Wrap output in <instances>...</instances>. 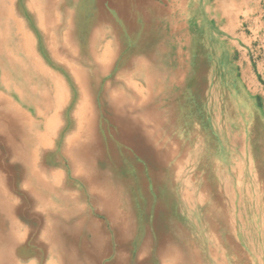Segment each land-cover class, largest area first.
<instances>
[{
	"label": "rangeland",
	"instance_id": "374dc122",
	"mask_svg": "<svg viewBox=\"0 0 264 264\" xmlns=\"http://www.w3.org/2000/svg\"><path fill=\"white\" fill-rule=\"evenodd\" d=\"M255 25L264 0H0V264H264Z\"/></svg>",
	"mask_w": 264,
	"mask_h": 264
},
{
	"label": "bare ground",
	"instance_id": "6f19581e",
	"mask_svg": "<svg viewBox=\"0 0 264 264\" xmlns=\"http://www.w3.org/2000/svg\"><path fill=\"white\" fill-rule=\"evenodd\" d=\"M138 17V16H137ZM140 22V21H139ZM21 30V28H19ZM118 33V32H117ZM96 107V106H94ZM196 107V106H195ZM88 108V107H87ZM89 110V109H87ZM174 117V116H173ZM28 119V118H27ZM85 123V122H84ZM10 127L12 128V121H10L9 123ZM86 125V124H85ZM204 126V125H203ZM82 133V132H81ZM81 135V134H80ZM43 138H40V140H42ZM39 140V141H40ZM71 143V142H70ZM127 147V146H126ZM132 150V149H131ZM129 153V152H128ZM117 157V156H116ZM137 158V157H136ZM117 159V158H116ZM123 160V159H122ZM140 161V160H139ZM133 163V162H132ZM145 165V164H144ZM150 167V166H149ZM146 169V168H145ZM149 169V168H148ZM146 171V170H145ZM184 171V170H183ZM135 172V171H134ZM4 237V239H2V243H1V247L4 249V253L3 255H5L6 258H11V256L13 255L12 249H11V245H12V241L7 240V238L5 239V235L2 236ZM5 244L7 245L8 250H6L5 248ZM3 256H1L0 258H2ZM12 259V258H11Z\"/></svg>",
	"mask_w": 264,
	"mask_h": 264
},
{
	"label": "crops",
	"instance_id": "0c3cea01",
	"mask_svg": "<svg viewBox=\"0 0 264 264\" xmlns=\"http://www.w3.org/2000/svg\"><path fill=\"white\" fill-rule=\"evenodd\" d=\"M260 24H261V22H260ZM254 28H256V29L253 32L251 31L252 36L250 35V37H252L251 42L254 41L253 39L255 38V36L259 37V39L264 37V26L263 25L260 28L255 25Z\"/></svg>",
	"mask_w": 264,
	"mask_h": 264
},
{
	"label": "built area",
	"instance_id": "2783aa9c",
	"mask_svg": "<svg viewBox=\"0 0 264 264\" xmlns=\"http://www.w3.org/2000/svg\"><path fill=\"white\" fill-rule=\"evenodd\" d=\"M259 37H257V36H255V38L253 39L254 41H256L257 42V39H258ZM261 41H263V44H264V40H261ZM260 48H262V51L264 52V45H262L261 47H259L258 49H260ZM251 54H253L254 52H255V50H254V48H252V47H249V50H248Z\"/></svg>",
	"mask_w": 264,
	"mask_h": 264
}]
</instances>
